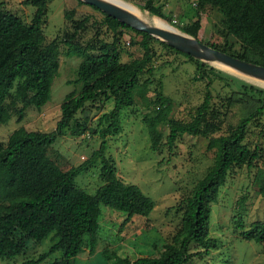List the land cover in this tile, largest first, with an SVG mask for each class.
Wrapping results in <instances>:
<instances>
[{
  "label": "trees",
  "instance_id": "16d2710c",
  "mask_svg": "<svg viewBox=\"0 0 264 264\" xmlns=\"http://www.w3.org/2000/svg\"><path fill=\"white\" fill-rule=\"evenodd\" d=\"M51 1H21L24 6L34 7L29 24L4 11L3 2H0V126L6 124L11 117V112L3 103L14 80L20 81L17 92L22 95L24 106L33 105L40 109L50 99L52 82L59 68V51L55 40L45 43L42 25ZM158 1L149 0L148 4L139 8L157 15L159 8L151 3ZM197 4L198 7L211 5L217 8L223 16L222 24L226 31L224 42L232 36L240 43L242 51L240 54H231L225 48L218 50L264 67V0H197ZM137 11L144 19H149L139 9ZM70 14L65 12L64 17L71 20ZM103 15V24L107 28L129 29L141 36L138 45L142 56L129 62L121 61V31L109 43L96 39L79 44L75 41L76 31L64 39L67 56L83 57L76 71L75 82L81 85L79 92L66 95L60 105V119L53 131H27L20 126L10 133L4 145L0 144V260L21 255L29 240L39 243L48 238L52 244L47 251L23 264H40L57 252L61 253L60 258L50 264H71L82 251L85 240L89 253L95 251L101 206L125 213L122 224L133 216L148 217L154 209V201L138 186L124 183L117 176L115 162L105 155V150L107 136L117 133L121 128L122 109L135 103V89L139 86L147 88L152 84L151 78L145 79L141 84L138 78L144 72L152 75V43L158 40ZM199 28L200 22L196 20L193 27L182 28L181 31L197 39ZM158 42L189 60L196 61V72L204 77L206 85L204 99L189 121L174 119L171 116V99L161 91L156 93L151 101L153 112L143 117L150 149L155 152L165 145L170 151L183 134L202 136L208 138L206 148L214 151L213 164L194 184L190 195L185 199L180 228L170 242L163 245L158 256L130 260L113 253L111 264H187L194 256H209L210 251L216 248V242L209 237L211 198L232 166L251 167L260 157L259 148L249 149L244 144V139L248 125L264 113V99H257L254 107L228 133L211 137L218 130L217 124L208 118L212 79L207 72L212 67L164 42ZM100 96L111 97L113 106L110 112L102 115L103 125L97 132L100 138L98 148L92 152L87 163L61 171L45 155V148L53 144L69 126L77 111ZM17 112V120L20 122L23 119L22 108ZM162 124L168 128L164 143L158 128ZM77 126L82 129L80 125ZM94 161L100 163L99 176L102 184L93 194H89L74 186V178L85 164ZM257 176L259 193L264 197V169H258ZM233 224L240 231L243 240L264 244L263 222L254 221L247 228L240 214H237L233 218ZM191 243L200 250L190 253ZM103 252L107 255L108 251Z\"/></svg>",
  "mask_w": 264,
  "mask_h": 264
},
{
  "label": "rangeland",
  "instance_id": "374dc122",
  "mask_svg": "<svg viewBox=\"0 0 264 264\" xmlns=\"http://www.w3.org/2000/svg\"><path fill=\"white\" fill-rule=\"evenodd\" d=\"M21 1L0 0L4 11L29 24L34 7L24 6ZM121 1L137 7L152 24L183 34L186 33L181 31L182 28H191L199 20L197 39L200 42L215 49L225 48L231 54H240L242 51L234 37L229 36L224 42L226 31L222 24L223 16L216 7H198L197 0H159L151 3L159 8V14L155 15L139 8H143L149 0ZM131 11L139 15L137 9ZM65 12L71 13V20L64 17ZM103 14L79 0H52L48 3L42 32L45 43L55 40L59 51V68L52 82L50 99L40 109L33 105L24 106L22 95L17 92L20 81L14 80L3 103L11 112V117L0 126V144L4 145L10 133L20 126L27 131H53L60 119V105L66 95L79 92L81 85L75 82L76 71L83 57L67 56L63 42L72 32L76 31V42L85 44L96 39L109 43L121 31V61L129 62L142 56L138 45L141 36L129 29L107 28L103 24ZM158 41L152 43V75L144 72L138 78L139 84L147 78H151L152 84L147 88L139 86L135 89V103L122 109L121 128L117 133L107 136L105 150V155L115 162L117 176L124 183L138 186L154 201V209L148 217L133 216L122 224L125 213L101 206L95 251L89 253L85 240L82 251L71 264H111L113 253L130 260L158 256L163 245L169 243L180 228L185 199L194 184L213 164L214 151L206 148L208 138L202 136L183 134L170 151L165 145L155 152L150 149L143 117L153 112L151 101L156 93L161 91L171 99V116L174 119L189 121L204 99L206 85L204 77L196 72V61L166 48ZM206 64L212 67L207 72L212 79L208 118L218 126V130L210 136L216 137L228 133L254 107L257 99H264V82L221 65ZM112 106L113 101L109 96H100L87 102L76 112L56 141L45 148V155L61 171L87 163L100 143L97 132L103 125L102 115L110 112ZM20 108L23 110V119L19 122L17 110ZM158 128L164 143L168 134L167 125L162 124ZM244 144L251 150L258 147L260 157L251 167L234 165L226 172L210 200L209 237L216 242V248L207 257H192L187 264H264V244L243 240L233 224L237 214H240L247 228L254 221L264 223V197L259 193L257 176L258 169H264V113L248 125ZM99 167V161L85 164L75 176L74 186L93 194L102 184ZM51 244L48 238L39 243L29 240L21 255L0 260V264H23L36 259ZM198 250L194 243L190 244V253ZM103 251H108L107 255ZM60 256L61 253L57 252L40 264H50Z\"/></svg>",
  "mask_w": 264,
  "mask_h": 264
},
{
  "label": "water",
  "instance_id": "95a60500",
  "mask_svg": "<svg viewBox=\"0 0 264 264\" xmlns=\"http://www.w3.org/2000/svg\"><path fill=\"white\" fill-rule=\"evenodd\" d=\"M97 8L109 17L127 25L131 29L145 32L167 45L197 59L199 61L221 65L240 74L264 82V67L233 57L218 49L203 44L198 39L173 30L160 28L146 22L132 13L105 0H79Z\"/></svg>",
  "mask_w": 264,
  "mask_h": 264
},
{
  "label": "bare ground",
  "instance_id": "6f19581e",
  "mask_svg": "<svg viewBox=\"0 0 264 264\" xmlns=\"http://www.w3.org/2000/svg\"><path fill=\"white\" fill-rule=\"evenodd\" d=\"M105 1H108V2H110V3H112V4L116 5V6H118V7L122 8V9H124V10L132 13L133 15L137 16L138 18H140V19H142V20H144V21L149 22L150 24H152L148 19H144V17L141 16L140 14H139L140 15L139 16L137 13L131 11V10L138 9L137 7H134V6H132V5L128 4V3H125V2H123L121 0H105ZM152 25H154V24H152ZM154 26H156V25H154ZM157 27H160V26H157ZM160 28H163V27H160ZM177 33H181V32H177Z\"/></svg>",
  "mask_w": 264,
  "mask_h": 264
}]
</instances>
